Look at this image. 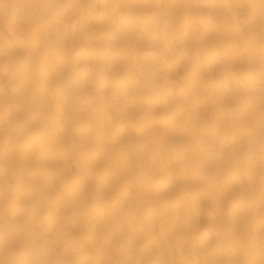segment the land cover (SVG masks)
Instances as JSON below:
<instances>
[{"label":"bare ground","instance_id":"bare-ground-1","mask_svg":"<svg viewBox=\"0 0 264 264\" xmlns=\"http://www.w3.org/2000/svg\"><path fill=\"white\" fill-rule=\"evenodd\" d=\"M42 2L0 0V232L5 212L24 201L40 204L47 225L38 243L0 237V264L52 258L72 264L164 258L261 264L264 199L258 170L254 190L242 201L233 242L215 256L203 252L195 240L197 234L206 238L219 226L224 215L220 202L227 200L231 206L236 198L231 185L225 191H210L190 209L168 218L156 209L169 193L148 180L156 166L154 120L162 117L168 101L205 80L218 83L253 62L259 64V0H235L257 5L249 27L226 20L212 7L219 0H167L192 7L176 9L183 35L174 65L160 58L152 76L156 86L149 83L144 89L140 83L138 60L152 59L151 50L141 43L127 59L108 60L107 70L88 69L72 96L64 92L61 81L78 58L81 42L88 44L103 25L97 22L90 33L86 18L91 13L82 7L67 9L57 23L42 24L36 20ZM153 11L145 9L142 15L150 22ZM235 11L248 14L245 9ZM181 177L178 166L175 178ZM16 184L19 189L9 187ZM129 235L158 239L145 251L133 247Z\"/></svg>","mask_w":264,"mask_h":264},{"label":"snow or ice","instance_id":"snow-or-ice-1","mask_svg":"<svg viewBox=\"0 0 264 264\" xmlns=\"http://www.w3.org/2000/svg\"><path fill=\"white\" fill-rule=\"evenodd\" d=\"M86 8L91 15L86 18L91 33L95 24L103 30L91 37L88 44L81 42L78 58L69 65L61 87L68 96L80 88V80L92 67L107 70L108 60H125L141 43L150 49L151 60H138L140 83L146 89L149 83L156 86L152 76L160 67L162 57L169 66L174 65L175 54L183 35V25L176 19L177 8H190V4H171L167 0L145 3L134 0H92L90 3L70 5L63 0H43L38 6L36 20L45 25L59 22L69 8ZM212 7L218 8L225 19L241 27L253 23L251 2L219 0ZM259 21L262 33L261 59L248 68L229 74L218 83L205 80L191 92L170 99L162 117L154 120L156 127V166L148 174L150 185L165 189L169 195L157 207L168 218L182 214L209 192L225 191L231 185L236 198L229 206L227 200L220 203L224 215L206 238L197 234L195 243L210 256L223 253L230 247L236 234L235 223L248 193L254 190L256 172L260 174L261 198L264 199V0H259ZM145 9L154 10L149 22L142 15ZM245 9L248 14L236 12ZM29 18L28 23H32ZM57 44L60 41L57 40ZM73 45V49H75ZM185 47L187 45L185 44ZM63 49L69 42L63 41ZM103 61V63H101ZM258 83V87H257ZM141 89V90H144ZM22 95V93H21ZM19 117V113H17ZM182 169V177L175 178V170ZM246 175L247 179L242 177ZM19 189L20 185H9ZM47 232L42 219L40 204L31 201L18 202L5 212V224L0 237L17 243L39 242ZM133 247L149 250L158 238L137 239L127 237ZM260 243L264 253V222L261 225ZM243 246H247L244 244ZM19 264H72L60 259H32ZM83 264H253L236 259L220 261H179L176 259H95ZM264 264V261H261Z\"/></svg>","mask_w":264,"mask_h":264}]
</instances>
